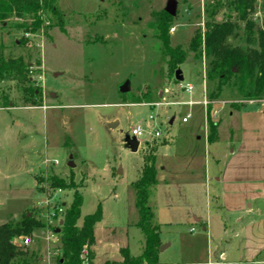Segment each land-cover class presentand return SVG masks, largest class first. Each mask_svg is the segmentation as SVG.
Masks as SVG:
<instances>
[{
    "label": "rangeland",
    "instance_id": "374dc122",
    "mask_svg": "<svg viewBox=\"0 0 264 264\" xmlns=\"http://www.w3.org/2000/svg\"><path fill=\"white\" fill-rule=\"evenodd\" d=\"M54 1L63 15V29L58 26L61 17L48 11L42 28L33 32L17 25L30 23V17H13L4 27L0 25V56H21L30 65L34 86L42 92L41 103L33 105L17 81H0V224L14 225L31 212L44 225L30 236L13 238L23 255L11 264L56 261L62 246L57 229L75 192L83 195L78 227L85 215L101 207L96 237L102 261L113 264L120 245L139 255L144 235L136 225L132 182L140 177L149 155H155L157 183L150 189L148 205L153 223L160 226V238L168 244L162 251L159 248L160 262L208 264L220 259V249L228 258L239 259L242 231L238 223L231 219L221 240L214 234L207 239L203 230L210 216L214 227L220 224L215 217L220 204L212 175L215 159L224 161L236 144L227 138L226 123L219 137L207 142V112L210 106L211 118L218 122L224 113L264 98L246 96L234 78L220 83L208 77L210 60L204 44L196 51L190 48L191 38L205 33L209 4L215 0H177V14L168 19L167 36L169 44L187 56L173 67L163 53L157 29L160 22H167V0ZM263 3L256 0L251 14L256 27L262 24ZM214 19L235 22L237 13L222 6ZM244 25L239 20L238 34L228 36L226 42L255 46L247 42ZM176 69L181 70L182 81L175 77ZM126 80L130 90L121 93ZM190 82L189 94L182 86ZM251 85L248 81L247 90ZM205 95L206 108L201 103H176L201 101ZM188 112L191 117L183 122ZM112 121L118 124L111 127ZM142 122L160 128L161 135L148 136L133 152L125 138ZM50 175L64 178L68 186H50ZM260 216L264 228V214Z\"/></svg>",
    "mask_w": 264,
    "mask_h": 264
},
{
    "label": "trees",
    "instance_id": "16d2710c",
    "mask_svg": "<svg viewBox=\"0 0 264 264\" xmlns=\"http://www.w3.org/2000/svg\"><path fill=\"white\" fill-rule=\"evenodd\" d=\"M256 0H215L209 4V15L206 21L205 33H196L190 40V48L198 50L203 44L205 54L209 57L210 67L208 77L218 79L220 83L234 78L238 84V89L250 98H264V15L262 24L255 26L251 14L255 11ZM264 4V3H263ZM222 6H228L237 13V20L232 22L227 19L221 22L215 21V14ZM45 11L54 16L61 17L58 26L63 27V15L54 0H0V25L5 26L9 19L18 17L21 19L30 17L32 21L18 22L17 25L33 32L42 28ZM173 16V15H172ZM168 12L164 13L167 22L158 24V36L162 42L163 53L168 56L170 66L183 63L187 52L180 47L171 46L167 36L168 21L172 17ZM231 17V16H230ZM229 17V18H230ZM169 19V20H168ZM245 22L246 40L248 43L255 42L254 45L232 46L226 42L228 36L238 34V21ZM256 34V38L251 36ZM235 69V70H234ZM30 65L21 56L3 57L0 56V81L15 80L23 89L27 101L33 105H39L42 101L41 89L34 86L30 77ZM252 82L251 88L247 90V84ZM208 126L209 133L207 142L217 139L218 123L211 118V107L208 106ZM155 155H149L144 164L140 177L132 182L135 193V207L138 210V225L144 235V247L142 252L134 256L127 247L120 250L122 264H158V252L162 244L160 241V226L153 223V211L148 205L151 194L150 189L157 183L155 170ZM50 186L54 188L67 187L68 183L64 178L50 175ZM83 195L75 192L73 200L67 208L61 221L60 235L61 253L55 258L53 264H90L92 262V246L95 244L94 230L96 222L102 218L101 207L96 211L84 216L80 227L77 221L81 215V205ZM44 225L35 217L25 215L18 223L0 224V264H11L17 255L23 252L13 244L15 236H30L36 229ZM24 261H27L24 258ZM110 264V263H108ZM232 264V263H228ZM237 264H253L250 262Z\"/></svg>",
    "mask_w": 264,
    "mask_h": 264
},
{
    "label": "crops",
    "instance_id": "0c3cea01",
    "mask_svg": "<svg viewBox=\"0 0 264 264\" xmlns=\"http://www.w3.org/2000/svg\"><path fill=\"white\" fill-rule=\"evenodd\" d=\"M217 123V138L220 135L222 124L226 123L228 125L227 138L232 142L236 141V144L231 151L229 149L224 161L218 156L215 159L216 168L212 175L216 180L215 189L220 197L215 217L220 224L214 227L210 216L203 223V230L206 232L207 239L214 234L216 239L221 240L226 237L230 229L229 221L233 219L242 231L240 233L242 246L238 251L239 259L228 258V253L220 249V259L216 262H208V264H237L246 261L263 264L264 260H259V256L264 250V228L260 216L264 214V100H256L249 103L246 108L224 113ZM194 217L197 221H202L200 216L194 214ZM96 225L94 226L95 244L92 246L93 257L90 264H108L109 261H102L104 259L99 258L96 237L98 226ZM160 241L162 244L166 242L161 238ZM124 247L129 249L128 245H120L118 247L119 257L113 261V264H122L120 250ZM143 247L144 244L142 250ZM158 264H162L160 258Z\"/></svg>",
    "mask_w": 264,
    "mask_h": 264
},
{
    "label": "built area",
    "instance_id": "2783aa9c",
    "mask_svg": "<svg viewBox=\"0 0 264 264\" xmlns=\"http://www.w3.org/2000/svg\"><path fill=\"white\" fill-rule=\"evenodd\" d=\"M182 89L186 92L189 93L193 90V84L187 83L185 85L182 86ZM176 103H182V104H186V105H191V104H196V103H201L204 108L207 107L209 100L206 97V95L204 96V98L201 101H195V100H188V101H182V102H176ZM174 104V103H173ZM191 117V113L188 112L185 116L182 117V121L183 122H187L188 119ZM154 117L152 115H150V119H153ZM132 134L130 135L131 137L134 136L140 145H142L143 141L145 139L148 138V136H150L151 138H159V136L161 135V130L158 127H154L151 126L149 122H145V123H138L135 126L132 127ZM59 189V188H58ZM49 198L46 200V203H48ZM59 211H62V209L60 208Z\"/></svg>",
    "mask_w": 264,
    "mask_h": 264
},
{
    "label": "water",
    "instance_id": "95a60500",
    "mask_svg": "<svg viewBox=\"0 0 264 264\" xmlns=\"http://www.w3.org/2000/svg\"><path fill=\"white\" fill-rule=\"evenodd\" d=\"M177 5H178V1L177 0H167L164 10H165V12H168L171 16L172 15L174 16V15L177 14V12H176ZM175 77L179 81H182L184 79L183 75L181 74V70L180 69H176V71H175ZM129 90H130V80H126L125 83L121 86L120 92L121 93H125V92H128ZM117 124H118V121H112V122H110L109 125L111 127H114ZM125 144L133 152H137L139 150V148H140V144H139L138 140L134 136L131 137L129 134L126 135ZM69 166L74 167V162H72L71 160H69ZM30 215H31V212L28 214V216H30ZM62 223H63V221H60V225ZM60 230L61 229L58 228L57 229V232L59 233ZM164 247H165V244H162L160 246V251H162V249Z\"/></svg>",
    "mask_w": 264,
    "mask_h": 264
}]
</instances>
